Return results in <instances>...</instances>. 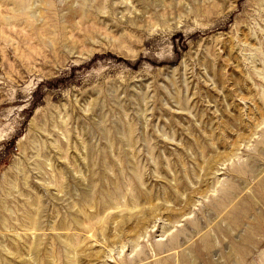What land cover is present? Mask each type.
<instances>
[{"label": "rangeland", "instance_id": "374dc122", "mask_svg": "<svg viewBox=\"0 0 264 264\" xmlns=\"http://www.w3.org/2000/svg\"><path fill=\"white\" fill-rule=\"evenodd\" d=\"M0 264H264V0H0Z\"/></svg>", "mask_w": 264, "mask_h": 264}, {"label": "bare ground", "instance_id": "6f19581e", "mask_svg": "<svg viewBox=\"0 0 264 264\" xmlns=\"http://www.w3.org/2000/svg\"><path fill=\"white\" fill-rule=\"evenodd\" d=\"M15 185H16V184H15ZM7 192H8V191H7ZM230 196H231V195H230ZM3 201H4V200H3ZM5 201H6V200H5ZM1 203H2V202H1ZM4 204H5V202H4ZM3 208H4V206H3ZM142 209H143V208H142ZM35 211H36V210H35ZM32 212H33V211H32ZM34 213H36V212H34ZM30 214H31V213H30ZM37 214H38V213H37ZM14 216H15V214H14ZM17 217H18V216H17ZM23 217H24V216H23ZM35 217H36V216H35ZM24 218L27 219L26 217H24ZM37 218H38V217H37ZM141 219H142V218H141ZM14 220H15V219H13V221H14ZM31 220H32V219H31ZM33 220H34V219H33ZM13 221H12V223H14ZM234 222H235V221H234ZM2 223H3V221H2ZM29 224H30V223H29ZM29 224H28V225H29ZM13 225H14V224H13ZM30 226L35 227V228L40 227V225H35V224H34V225H30ZM42 226H43V225H42ZM66 226H67V225H58L57 227H59V228H64V227H65V228H66ZM71 226H72V225H71ZM87 226H88V225H87ZM7 227H10V225H7ZM17 227H18V226H17ZM11 228H12V227H11ZM35 228H34V229H35ZM7 230H8V229H7ZM30 231H31V230H30ZM26 235H27V234H26ZM25 238H26V236H25ZM25 241H26V244H27V240H25ZM17 242H18V241H17ZM38 246H39V245H38ZM36 248H37V247H36ZM39 248H40V247H39ZM15 249L17 250L18 254H19V253H23V251H24V250H23L24 248H23V246H21V244H18V245L15 247ZM25 250H26V249H25ZM27 250H28V249H27ZM31 250H32V249H31ZM33 251H34L35 254L37 255V254L41 251V249H40V250H39V249H38V250H35V249H34ZM11 254H12V253H11ZM14 256H15V255H14ZM14 256H13V257H14ZM88 257H89V256H88ZM11 258H12V257H11ZM35 260H37V259H35ZM32 261H33V260H32ZM33 262H35V261H33ZM22 263H24V261H23ZM29 263H30V262H29Z\"/></svg>", "mask_w": 264, "mask_h": 264}]
</instances>
